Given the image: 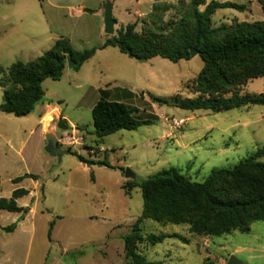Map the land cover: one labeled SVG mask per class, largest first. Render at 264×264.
Returning a JSON list of instances; mask_svg holds the SVG:
<instances>
[{
	"label": "rangeland",
	"instance_id": "rangeland-1",
	"mask_svg": "<svg viewBox=\"0 0 264 264\" xmlns=\"http://www.w3.org/2000/svg\"><path fill=\"white\" fill-rule=\"evenodd\" d=\"M216 1L248 9L217 11L215 28L264 22L259 0ZM108 2L117 22L115 35L130 24H137L138 33L160 34L189 4V0H0V66L7 69L33 60L43 46L44 27L69 39L76 51L100 47L112 38L105 33L102 16ZM82 6L88 8L83 14ZM109 51L97 52L80 71L67 67L60 80H46L45 97L30 116L17 118L0 109V195L7 199L17 189L32 192L21 201L25 211L31 209L25 213L29 224L35 225L31 263L44 252L48 264H125L124 238L143 212L141 189L127 192L125 186L172 167L202 183L214 169L232 168L264 146V106L212 113L168 104L175 98H197L185 86L203 70L200 56L179 63L160 57L139 62L117 48ZM247 93L263 94L264 78L250 82L242 91ZM99 101L137 108L135 118L151 125L119 131L99 142L92 116ZM2 103L0 88V107ZM42 108L57 110L41 123ZM53 114L68 126L67 131L55 132L62 157L47 152V124ZM73 153L88 163L106 161L110 167L81 162ZM128 170L135 179L126 178ZM26 175L39 179L14 184ZM51 222L55 227L50 241ZM142 229L146 235H181L191 241L167 238L155 246L142 245L150 262L228 264L235 257L242 264H264V222L254 223L250 233L220 237L191 235L188 226L150 220Z\"/></svg>",
	"mask_w": 264,
	"mask_h": 264
},
{
	"label": "trees",
	"instance_id": "trees-1",
	"mask_svg": "<svg viewBox=\"0 0 264 264\" xmlns=\"http://www.w3.org/2000/svg\"><path fill=\"white\" fill-rule=\"evenodd\" d=\"M259 2L264 6V0ZM226 9L244 13L248 7L233 2L189 0L187 9L177 20L167 23L160 34L138 33L137 24H130L101 47L85 51H76L69 39L61 38L33 61L16 62L7 69L0 66L3 90L0 109L17 118L30 116L45 97L43 83L63 77L68 57L75 64L74 70L80 71L98 51L108 47L117 48L139 62L160 57L179 63L190 60L193 51L199 52L204 68L185 86L197 98L168 101L173 107L190 112L221 113L264 106V93L242 94L250 82L264 78V22L215 28L213 17L217 11ZM137 113V108L121 102L99 101L92 110L99 142L119 131H136L151 125L150 121L137 120ZM73 154L89 165L110 167L106 161L88 163ZM27 178L39 179L26 175L13 182L19 184ZM137 187L143 196V212L124 238L125 264H163L148 261L141 246H155L167 238L184 244L191 241L181 235H146L142 229L146 220L165 226H188L191 235L201 237L250 233L254 223L264 222V146L232 168L214 169L202 183L192 181L180 169L172 167L146 180H135L125 189L130 192ZM28 195V190H15L11 199L0 200V210L22 213L24 209L19 207L18 200ZM16 227V224L11 225L6 231L12 232ZM54 227L55 222H51L50 241Z\"/></svg>",
	"mask_w": 264,
	"mask_h": 264
},
{
	"label": "crops",
	"instance_id": "crops-1",
	"mask_svg": "<svg viewBox=\"0 0 264 264\" xmlns=\"http://www.w3.org/2000/svg\"><path fill=\"white\" fill-rule=\"evenodd\" d=\"M80 9L82 12L81 14L88 11V8L83 6ZM102 16H105V12ZM40 36L43 38V46L33 60L49 51L55 43L61 39V37L54 34L51 27L48 30L44 27ZM111 49H114V47H108L98 52H110L109 50ZM56 110L57 109H51L46 111L45 108H42L40 111V117L42 118L41 123H44L45 118ZM13 192L7 199L12 198ZM31 193L32 192L30 191V195ZM24 198L18 200L19 207L24 209L22 213H11L5 210H0V264H48V255L44 252L39 256V259L36 260V262L31 263V254L35 239V225L33 223L29 224V216L25 217V213L27 214L28 212H31V209L25 211V205L21 203ZM1 199H3V196L0 195V200ZM14 224L17 225L16 229L12 232H7L6 228Z\"/></svg>",
	"mask_w": 264,
	"mask_h": 264
},
{
	"label": "water",
	"instance_id": "water-1",
	"mask_svg": "<svg viewBox=\"0 0 264 264\" xmlns=\"http://www.w3.org/2000/svg\"><path fill=\"white\" fill-rule=\"evenodd\" d=\"M104 23H105V33L109 36H115V28L117 22L113 17V5L110 2L107 3V7L105 9ZM196 56H199V52L193 51L191 53V58H194ZM74 67L75 64L72 61V58L68 57V68L74 70ZM57 129L62 131H67L68 130L67 122L59 118L58 114H53L50 117V120L48 121L47 124V131L49 133L47 152L55 153L60 157H62L64 155V152H62L59 149V141L55 135ZM126 178L129 180L135 179V175L130 170H128L126 172ZM228 264H242V263L239 262L235 257H231L230 260L228 261Z\"/></svg>",
	"mask_w": 264,
	"mask_h": 264
}]
</instances>
